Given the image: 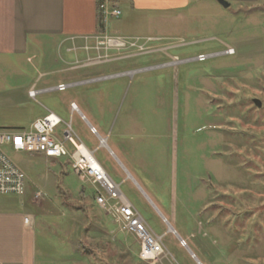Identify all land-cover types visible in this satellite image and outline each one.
I'll return each instance as SVG.
<instances>
[{
    "label": "rangeland",
    "instance_id": "rangeland-1",
    "mask_svg": "<svg viewBox=\"0 0 264 264\" xmlns=\"http://www.w3.org/2000/svg\"><path fill=\"white\" fill-rule=\"evenodd\" d=\"M128 15L120 21L108 19V34L160 38L148 43L158 50L128 48L122 54L133 56L73 70L67 67L80 64L68 61H86L95 51L87 55L79 50L74 56L56 40L36 49L30 62L0 56V131L26 126L33 113L66 111L72 99L81 109L83 100L99 115L107 109L101 127L110 129L123 103L130 104L134 142L158 146L169 165L157 185L162 188L160 207L130 182L122 184V191L152 231L162 236L168 253L155 263L141 259L136 238L119 231L96 203L94 185L74 172L68 157L52 161L5 146L32 190L0 194V207L23 205L34 217L38 264H264V0L251 5L232 2L229 7L214 1L199 12L170 17L165 24L154 20L151 26L135 23ZM202 54L207 57H199ZM136 69L145 70L107 77ZM101 77L106 78L64 92L28 96L33 82L40 90ZM64 116L57 134L62 136L70 125L76 140L94 151L120 183L119 162L108 148L111 136L108 146L97 148L100 139L91 134L86 120ZM37 190L44 194L40 203L33 197Z\"/></svg>",
    "mask_w": 264,
    "mask_h": 264
},
{
    "label": "crops",
    "instance_id": "crops-1",
    "mask_svg": "<svg viewBox=\"0 0 264 264\" xmlns=\"http://www.w3.org/2000/svg\"><path fill=\"white\" fill-rule=\"evenodd\" d=\"M107 1L113 6V8H119L122 11L119 17H113L111 18V21H120L122 19L121 17L127 12L129 14L128 16L134 17L132 20H135V23L142 21L143 24L149 26L153 24L152 21L154 20L158 21V23L164 22L165 24L170 17H186L189 14L199 12L207 6H211L214 1L221 4L218 0ZM227 1L230 2V5L232 2L251 5L260 0ZM109 31L110 27L108 26V21L107 23H104L101 19L98 0H0V56L11 55L17 58L26 57L27 61L30 62L32 61V56H35L38 50L43 49L47 42H55L57 40L59 43L62 42L63 45H67L66 51L68 54L74 52V56H76V52L79 50H84L87 55H89V51L91 50L96 53L95 57H88L86 61L79 59L68 61V64H80L71 68L67 67L68 70L83 67H99L102 64L118 60H101L98 62L95 60L98 55H103V51L102 49L98 50L96 46H93V43L96 41L97 36L108 34ZM116 35L133 37L120 34ZM90 41H93V43ZM99 70L102 71V69ZM144 70L145 69H136L133 71L109 75L107 77L125 76ZM104 78L106 77L80 81L77 82V85L99 81ZM61 83L63 82H60L59 84ZM34 86L36 87V84L33 82L28 89V92ZM47 88L50 87H45L40 90ZM29 98L31 97L29 96ZM72 101L76 102L78 105L77 111H72L70 107V103ZM80 103L83 107L82 109L80 108L78 102L72 99L69 101L68 109L66 111L58 107L59 109H56L54 112L62 118L63 122L66 120L64 115L67 117L69 114L77 115V117H81L86 120L89 124L90 131L92 127H94L97 131V134H93L91 132V134L100 139V144L97 148L103 145L108 146L107 141L109 136H111L112 142L111 146H108V148L110 149L111 155L117 160V162H119L118 164L114 161L117 166L121 182L118 183L112 177L111 178L119 185L121 191L123 183L130 182V185L134 188L139 187L150 199V201L154 203V205L160 207L163 201V197L161 195L162 188H157V185L160 184V180L165 177V169L168 167L166 165L169 164L166 163L165 154L163 153L162 155L158 146H146L145 142H138V144L134 142L132 132H130V125L134 123L131 118L132 108H130V104L126 102L123 103L115 120L114 115L112 119V121L114 120L113 124L109 129L108 127H101L102 122L105 120V111L107 109H103V112L99 115V113L97 114L91 110L83 100H81ZM47 112L48 110L33 113V115L29 116V122L27 125L17 126L16 130L28 129L36 119L43 117ZM97 127L103 129V133H100ZM141 130V137H144V126ZM102 139H104V143H102ZM150 152L151 156L153 154L152 158L148 156V153ZM113 157L111 158L113 159ZM173 157L172 153V163ZM159 158H162V160H159ZM29 181L30 180L28 179L27 189L24 194L32 190V183ZM173 191L175 197L176 188ZM123 194L125 195L124 192ZM125 197L128 199L126 195ZM36 202L38 203V201ZM132 205L134 206L133 203ZM22 208H24L23 205H21V209L0 207V264L39 263L37 257V227L35 222L33 225L25 224L24 217L27 215V211ZM172 229L173 228H170V231ZM173 231L175 230L173 229ZM198 262L202 263L200 261Z\"/></svg>",
    "mask_w": 264,
    "mask_h": 264
},
{
    "label": "built area",
    "instance_id": "built-area-1",
    "mask_svg": "<svg viewBox=\"0 0 264 264\" xmlns=\"http://www.w3.org/2000/svg\"><path fill=\"white\" fill-rule=\"evenodd\" d=\"M99 12L104 23H107L110 18L119 17L122 13L119 8H113L107 0L99 3ZM96 40V48L105 51V55H98L95 59L98 62L104 58H106L105 60H116L133 56V53L122 54L123 50L127 51L130 48H138L139 50L147 48L146 52H151L154 49L158 50L148 47V43L160 40V38L103 34L97 36ZM140 41H144L142 45H138ZM112 49L118 52L109 55L107 52ZM111 55L112 58H108ZM199 57L205 59L207 56L202 54ZM74 85H77V83H61L56 87L44 90H38L34 86L29 90V96L35 99L38 94L45 91H64ZM70 107L72 111L78 110V105L74 101L70 103ZM62 123L63 120L57 113L48 111L43 117L36 119L28 129L0 131V194L23 195L28 184L27 174L8 156L4 150L5 146H10L16 152L39 154L52 161L68 157L74 172L83 181H88L94 185L96 203L108 215L112 216L114 222L118 225L119 231L132 234L136 238L141 246V259L150 263L157 262L160 255L168 253L164 247L162 237L156 235L148 226L139 211L125 197L119 185L97 160L94 152L83 142L76 140V134L70 125L63 131L62 136L57 134V128ZM91 132L97 134L94 127L91 128ZM43 196L41 190L34 193V199L38 202L43 199ZM24 222L27 225H33L35 222L34 217L27 214L24 217ZM181 244L185 245L186 243L183 240Z\"/></svg>",
    "mask_w": 264,
    "mask_h": 264
},
{
    "label": "water",
    "instance_id": "water-1",
    "mask_svg": "<svg viewBox=\"0 0 264 264\" xmlns=\"http://www.w3.org/2000/svg\"><path fill=\"white\" fill-rule=\"evenodd\" d=\"M218 1H219V3H221L224 7H229V6H230V2L227 1V0H218ZM253 101L255 102V104H256L258 107H261V106H262V102H261L259 99L255 98V99H253ZM181 241H183L182 238H181Z\"/></svg>",
    "mask_w": 264,
    "mask_h": 264
},
{
    "label": "bare ground",
    "instance_id": "bare-ground-1",
    "mask_svg": "<svg viewBox=\"0 0 264 264\" xmlns=\"http://www.w3.org/2000/svg\"><path fill=\"white\" fill-rule=\"evenodd\" d=\"M229 53H234V51H231V52H229ZM104 142H105L104 139H102V143H104ZM173 229H174V228H173ZM173 229H172V230H173Z\"/></svg>",
    "mask_w": 264,
    "mask_h": 264
},
{
    "label": "trees",
    "instance_id": "trees-1",
    "mask_svg": "<svg viewBox=\"0 0 264 264\" xmlns=\"http://www.w3.org/2000/svg\"><path fill=\"white\" fill-rule=\"evenodd\" d=\"M99 1V3H101V2H103L104 0H98Z\"/></svg>",
    "mask_w": 264,
    "mask_h": 264
},
{
    "label": "flooded vegetation",
    "instance_id": "flooded-vegetation-1",
    "mask_svg": "<svg viewBox=\"0 0 264 264\" xmlns=\"http://www.w3.org/2000/svg\"><path fill=\"white\" fill-rule=\"evenodd\" d=\"M124 58H126V57H124Z\"/></svg>",
    "mask_w": 264,
    "mask_h": 264
}]
</instances>
